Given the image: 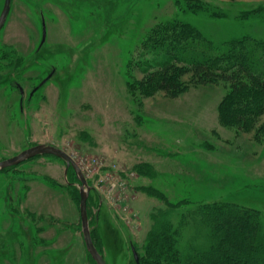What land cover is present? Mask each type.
Masks as SVG:
<instances>
[{
	"label": "rangeland",
	"instance_id": "obj_1",
	"mask_svg": "<svg viewBox=\"0 0 264 264\" xmlns=\"http://www.w3.org/2000/svg\"><path fill=\"white\" fill-rule=\"evenodd\" d=\"M202 1L228 17L208 21L180 11L176 0H11L0 30V160L37 143L71 155L91 187L87 213L91 224L99 214L107 264H136L129 243L140 247L152 213L166 208L148 186L182 200L181 211L231 201L261 210L264 224V141L254 140L253 127L221 125L223 84L193 86L177 98L157 91L132 99L126 88L127 69L158 21L251 29L253 19L237 16L264 2ZM64 170L61 159L45 154L0 172V264H91L79 181ZM170 214L176 225L177 211Z\"/></svg>",
	"mask_w": 264,
	"mask_h": 264
},
{
	"label": "trees",
	"instance_id": "obj_2",
	"mask_svg": "<svg viewBox=\"0 0 264 264\" xmlns=\"http://www.w3.org/2000/svg\"><path fill=\"white\" fill-rule=\"evenodd\" d=\"M176 2L180 11L202 15L208 21L228 17L202 0ZM237 19H253L252 28L206 22L197 25L179 18L155 23L139 44L138 60L131 61V68L134 65L142 77L135 78L134 70L127 69L126 88L131 98L150 97L157 91L177 98L193 86L223 84L226 92L218 104L221 125L242 131L253 127L254 140L264 141V121L257 122L264 114V2L240 12ZM136 170L145 174L141 166ZM68 172L74 173L71 169ZM144 190L162 200L166 208L152 213L143 243L138 248L134 245L139 264H264L261 210L231 201H212L181 211L182 200L170 202L150 186ZM89 202L90 194L87 205ZM171 211H177L176 225ZM97 217L98 224L99 214ZM91 234L102 253L93 230Z\"/></svg>",
	"mask_w": 264,
	"mask_h": 264
},
{
	"label": "water",
	"instance_id": "obj_3",
	"mask_svg": "<svg viewBox=\"0 0 264 264\" xmlns=\"http://www.w3.org/2000/svg\"><path fill=\"white\" fill-rule=\"evenodd\" d=\"M11 7V0H4L2 10L0 12V30L3 28L5 21L7 19L8 13L10 11ZM45 36V27H44V21H43V39L44 41ZM46 77V79L43 80L42 83L46 82L47 79L50 77ZM19 87V91L21 93V98L24 96L23 89L21 86ZM50 154L53 156L58 157L61 159L65 164V170L64 175H67V171L69 169H72L76 175L77 180L79 181L78 189H79V214H80V221H81V235L83 238V242L85 245L86 252L91 256V258L94 260L95 264H107L106 261L103 258L102 253L99 252L97 247L95 246V243L92 238L91 234V227L89 222V217L87 213V200L89 198L90 193V185L88 184L85 175L83 174V171L79 167V165L76 163V161L73 159L71 155H69L65 150L58 147L55 144L52 143H37L34 145L29 146L28 148L22 150L21 152L15 154L12 157L0 160V171L5 169L13 168L31 158ZM134 258L135 261L138 263V255L136 254L135 250L133 249Z\"/></svg>",
	"mask_w": 264,
	"mask_h": 264
},
{
	"label": "flooded vegetation",
	"instance_id": "obj_4",
	"mask_svg": "<svg viewBox=\"0 0 264 264\" xmlns=\"http://www.w3.org/2000/svg\"><path fill=\"white\" fill-rule=\"evenodd\" d=\"M41 45V44H40ZM40 45H38L36 48H38L37 50L39 51V48H40ZM37 50H35V51H37ZM53 73H51L50 75H52ZM48 75V74H47ZM44 79H46V77L44 78ZM43 79V80H44ZM43 80L38 84V85H36V87L33 89V91H31V93L30 94H32L33 92H35L37 89H39L44 83H42L43 82ZM19 85H17V88L19 89V87H18ZM72 170V169H71ZM73 171V170H72ZM98 215H96V223L95 222H93L92 224H90V227H91V231L93 230V233H94V235H96V233H97V226H98V224H97V219H98V217H97ZM81 228V227H80ZM80 232H81V230H80ZM98 234V233H97ZM96 239H97V235H96ZM98 241H100V239H99V237H98ZM129 248H130V251H131V254L133 255V257H134V253H133V249H134V246L131 244V243H129ZM135 250V249H134ZM135 259V258H134ZM135 263L137 264V262L135 261Z\"/></svg>",
	"mask_w": 264,
	"mask_h": 264
}]
</instances>
